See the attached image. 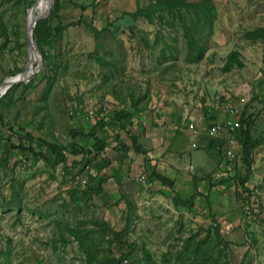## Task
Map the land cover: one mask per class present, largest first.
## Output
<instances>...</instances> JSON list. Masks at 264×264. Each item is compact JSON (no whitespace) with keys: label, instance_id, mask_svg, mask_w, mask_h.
<instances>
[{"label":"rangeland","instance_id":"374dc122","mask_svg":"<svg viewBox=\"0 0 264 264\" xmlns=\"http://www.w3.org/2000/svg\"><path fill=\"white\" fill-rule=\"evenodd\" d=\"M149 1L57 0V17L49 26L69 25L56 36L53 63L42 71L46 61L37 48L34 75L44 77L34 87L13 84L0 96L4 121L18 124L19 133L27 130L66 147L74 141L84 149L91 138L73 139L69 129L87 131L96 120L89 111L104 117L120 102L134 105L138 113L165 99L209 104L242 96L254 116L251 133L262 139L253 149L247 181L241 185L235 177L243 173L240 161L230 163L217 154L209 207L196 200L190 209L176 204L173 190L134 182L127 214L121 195L116 198L127 183L115 181L116 190L106 193L87 189L99 156L85 160L68 154L67 164L74 168L66 170L61 163L8 153L7 135L0 133V264H88L77 230L94 244L92 264H115L131 247L120 264H209L200 260L207 254L214 264H264V0H214L217 15L200 35L199 55L177 20L149 22L131 14ZM28 9L23 0H0V81L27 63ZM90 21L97 35L86 26ZM49 26L44 34H52ZM115 134L110 130V140ZM207 148L183 152L177 166L198 172L210 158ZM194 153L200 162H189ZM96 180L110 184L106 177ZM115 232L120 233L116 240ZM7 246L10 252L3 256Z\"/></svg>","mask_w":264,"mask_h":264},{"label":"trees","instance_id":"16d2710c","mask_svg":"<svg viewBox=\"0 0 264 264\" xmlns=\"http://www.w3.org/2000/svg\"><path fill=\"white\" fill-rule=\"evenodd\" d=\"M35 0H23L25 6L29 8ZM72 1V0H71ZM83 1V0H81ZM95 0H89L88 4L94 5ZM85 7V6H82ZM57 0L54 2V6L49 12L48 16L38 18L36 20L35 25L32 29V36L37 44V48L40 51L42 59L46 61V67L42 71H47L50 69L49 67L53 63V58L55 56L54 48L56 43V36L60 33L62 29L67 27L69 24H56L54 26H49V19L51 17H57ZM131 14L135 16H141L148 20L149 22H153L155 19H174L177 20L180 26L182 27V33L186 37V40L190 47H193L195 51V55H199L203 50L202 41L200 40V35L203 33L205 29L211 28V25L216 18L217 11L215 9L214 0H151L144 6H137V8L131 12ZM80 21L73 22L72 24H78ZM71 24V25H72ZM86 26L89 29H92L94 34H98V30L93 26L92 22H85ZM50 27V31L52 34H44L43 28ZM255 30L249 33L250 37L256 36ZM258 35V37H260ZM20 37V34L19 36ZM17 37V39H18ZM233 56V52L230 53V57ZM231 65V60L229 59L226 62V66ZM240 65V63H238ZM22 68H17V72L21 71ZM264 71V70H263ZM42 73V72H41ZM44 77V74H35L32 78H30L27 82H22L24 86L34 87L36 81L39 78ZM247 103V102H246ZM121 106L115 108L112 111L110 116H106V118L101 117L98 120H94V123L91 124L87 129V131L83 132L84 128H80L79 126H73L69 129L70 136L74 139L77 137H88L91 138L92 143L87 145L84 149L81 148L76 142H70L69 146L58 145L56 143L45 140L41 137H35L29 131L18 132L16 129L20 128L18 124H9L3 119V114L0 110V133L7 135L5 139V148L8 153H16L18 155H22L24 158L31 159L33 161L37 159H42L44 161H48L51 163H61L64 169H68L72 165L67 164L68 154L78 155L81 154L85 160L89 157L98 156L99 153L103 152L108 145L109 142V128L114 129L116 131L115 139L119 138L120 134L117 132L119 130L127 131V125H131L132 117L135 112V106L131 107L129 103L130 109L126 110L125 106L123 107V103L120 102ZM124 105H127L125 102ZM123 107V108H122ZM81 109V108H80ZM253 114L247 112L246 104L244 105V109L241 113L240 117V130L238 141L240 143V150L238 152L236 162H241L242 172L235 175L238 178V182L241 185H244L248 179V175L251 171L252 164V152L255 147H257L260 143H262L261 137L253 136L251 133V129L254 123ZM14 125H16L14 127ZM21 129V128H20ZM114 131V132H115ZM130 134V133H129ZM133 148L136 152L140 153L141 149L139 145L136 144V140L133 136L130 137ZM103 162H105V158H101ZM77 161V160H76ZM72 161V164L76 163ZM77 164V163H76ZM213 176H209L210 184L213 185L212 182H216L212 178ZM158 178H164L160 173L158 174ZM89 182L87 184V189L90 190H99V186H95L94 178L91 174H89ZM168 184L172 187L173 181L168 180ZM200 192L197 188H194L193 193L185 198H181L180 196H176L175 202L181 206H185L187 208L192 209L194 206V201L199 195ZM211 203V198L207 194L204 195V206L209 207ZM127 214L131 213V203H126ZM75 232V231H74ZM75 234L80 238L79 242L81 243L82 250L86 254V259L88 264H92L93 259L96 258V252L94 250V244L88 242L85 238L84 234L77 230ZM216 235L219 237L218 228H216ZM120 236V233L115 232L113 239L116 240ZM123 245L129 246L131 244L135 245L134 242L121 241ZM130 251H132V247L129 248L127 253H123L120 255V258L116 260L115 264H120L121 259L128 257ZM10 252L9 246L5 252L2 251V255L5 256ZM193 256L199 260V253L197 250L193 251ZM206 256V255H205ZM200 257V260L205 262H209V264H214L215 261L212 259L209 261L208 254L207 256ZM126 259V258H125ZM195 259V262L198 261ZM199 260V261H200ZM114 262V260H113ZM227 263V262H226Z\"/></svg>","mask_w":264,"mask_h":264},{"label":"crops","instance_id":"0c3cea01","mask_svg":"<svg viewBox=\"0 0 264 264\" xmlns=\"http://www.w3.org/2000/svg\"><path fill=\"white\" fill-rule=\"evenodd\" d=\"M165 100L164 102L157 101L141 112H134L131 125L126 127L130 134L120 130L119 132H123V135L120 134L119 139L116 138L112 141L109 138V147L106 149L108 154L110 152V156L108 159H104L105 162L101 161V158L96 159L97 169L92 174L96 179L108 178L110 184L104 183L103 185V182L100 183L94 178L95 185L93 187L99 186V190L94 191L106 193L109 190H116L115 181L123 182V185L127 183L126 189L128 190L125 189V193H117L116 197L121 195L126 204L130 198H135V193L129 191L130 188L137 189L134 182L143 187H149L137 180L140 174H144L151 182L150 185L153 184L152 186L159 189L166 187L181 198L190 196L194 188H197L200 194L197 195L195 201H199L200 205L204 206V195L214 191L211 187L209 188L211 186L209 176L214 173L216 159H218L217 154L223 155L225 158L222 145L226 136L224 131L217 135H209L206 133V128L218 120H223L225 116L220 112H215L202 117L197 113V107L201 104L200 100L191 101L187 110L183 109L179 102L173 104V102ZM209 103L213 104L214 102ZM125 108L126 110L130 109L129 104L125 105ZM190 120L200 128V133L197 136H193L189 132L187 122ZM110 130L112 133L115 131L109 128V133ZM131 136L139 145L140 153L133 148ZM193 141L197 142V146L194 148L191 146ZM206 146L211 151L210 153L206 150L210 158L204 165H199L198 172L190 171L182 165L177 166V161L182 160L183 152L203 150ZM193 158L196 161L200 160L197 153H194V156H189V162ZM101 167L102 169H100ZM106 167L108 170L105 169ZM159 173L164 178H158ZM133 177L135 180L132 181ZM168 180L173 181L172 187L168 184ZM195 201L194 205L197 204ZM125 209L127 210L126 207Z\"/></svg>","mask_w":264,"mask_h":264},{"label":"built area","instance_id":"2783aa9c","mask_svg":"<svg viewBox=\"0 0 264 264\" xmlns=\"http://www.w3.org/2000/svg\"><path fill=\"white\" fill-rule=\"evenodd\" d=\"M245 104H246L245 98L240 96L237 99L219 100L217 102H214L213 104L210 103L199 104L197 107V113L202 117H205L206 115H211L212 113L215 112H220L225 116L223 120L221 121L218 120L217 122L206 128V133L209 135H217L221 131L225 132L226 136L222 145V150L226 160L230 163L236 160L238 155L237 142H238L239 130L241 126L240 117ZM181 107L187 110L188 103L182 102ZM88 116L92 118H96V120L100 119V117H103L102 115L96 116V112H92V111H89ZM104 118L107 119L106 116H104ZM187 127L189 129L190 134L193 136H197L200 133L199 126L195 124L192 120L187 122ZM119 131L117 132L120 134ZM191 146L193 148L196 147L197 142L193 141L191 143ZM105 153H106V148L103 152L99 153L98 156L102 158L105 156ZM137 180L142 184H146V185L151 184V182L144 174H140L137 177ZM82 181L85 182L86 179H83Z\"/></svg>","mask_w":264,"mask_h":264},{"label":"water","instance_id":"95a60500","mask_svg":"<svg viewBox=\"0 0 264 264\" xmlns=\"http://www.w3.org/2000/svg\"><path fill=\"white\" fill-rule=\"evenodd\" d=\"M37 0H35L32 5L29 7V11L33 9V6L34 4L36 3ZM55 0H50L49 1V4L46 8V10H44L43 12L39 13V14H34L30 19L27 18V22H26V30H25V36H26V50H27V54L29 56V53L31 51V45L34 44L36 47V43L33 39V36H32V29H33V26L35 25L36 23V20L38 18H42V17H45L47 12L49 11L50 7H51V4L54 2ZM29 59V58H28ZM28 60H27V63L25 64L24 68L12 75V76H9V77H6L4 78L3 80L0 81V96L3 95L6 90L12 86L13 84H16L18 82H27L35 73L36 69L34 68V66H32L33 70L30 74H28Z\"/></svg>","mask_w":264,"mask_h":264},{"label":"bare ground","instance_id":"6f19581e","mask_svg":"<svg viewBox=\"0 0 264 264\" xmlns=\"http://www.w3.org/2000/svg\"><path fill=\"white\" fill-rule=\"evenodd\" d=\"M50 0H37L36 3L33 6V9L29 11L28 14V19H30L34 14H39L46 10ZM39 12V13H36ZM37 45V44H36ZM39 56L38 54V49L37 47L32 44L31 45V51L28 56V74H30L33 70L32 66H34V63L37 60V57Z\"/></svg>","mask_w":264,"mask_h":264}]
</instances>
